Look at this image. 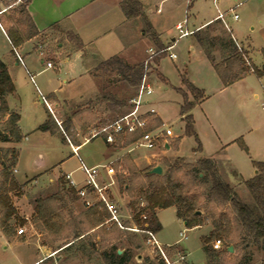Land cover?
<instances>
[{
    "label": "rangeland",
    "instance_id": "374dc122",
    "mask_svg": "<svg viewBox=\"0 0 264 264\" xmlns=\"http://www.w3.org/2000/svg\"><path fill=\"white\" fill-rule=\"evenodd\" d=\"M0 1L7 7L13 5L16 0ZM192 1L193 5L190 9H186L183 5L170 8L159 17L163 21L160 25V27H163L160 36L161 42L165 45L174 44L175 42H173V39H176L177 42L173 46L171 52L166 54H161L160 51L162 48L154 46L151 43V46H153L152 49L157 52L148 67V82L151 84L154 91V94L150 98L151 107L156 110L157 116L164 123V129H170L173 133V137L170 138V145L173 150H171L170 153L177 149L179 156L191 161L200 158L213 159L217 163L220 178L224 182L235 187L238 196L243 202L251 204L252 197L241 181L249 180L256 174L257 170L254 168L253 162H264L263 83L256 75H251L245 81V86L240 84L228 90L221 91L222 85L220 79L212 68L210 61L201 53L194 37L195 34L179 38V32L175 30L178 21L187 19L189 21L188 29L195 30L217 14V8L213 5L212 0ZM25 3V0H22V2H18L13 6H21ZM218 7L219 10L225 14L228 28L237 36L239 41L245 42L248 38H252L254 43L253 47L257 50L263 45L260 33L264 26V1L251 0L244 5L236 7L232 0H224L219 2ZM234 8L235 13L240 17V20L237 22L233 21L231 15ZM14 19L16 20L17 18L13 11L6 14V20L10 24L14 25ZM194 24L195 26H193ZM221 24L226 28L224 22ZM144 26L142 21L136 20L124 26L121 29V33L123 32V34H125V52L134 53L133 55H135V58L139 60H136L139 62L137 65H144V71H146V61L150 55L149 52H144V47L148 46L151 40L140 34L146 29ZM140 28L144 29L140 30ZM217 28L218 27L213 26L211 29H207L203 32L202 37L207 36V34L211 35L213 32L219 35ZM195 33H197V31ZM56 39L57 40H52V44L47 47V51L50 48L56 50L57 44L60 42L67 44L65 39L68 38L65 35L57 37ZM0 48L2 50H8L7 43L4 39H0ZM88 53V57H91L94 61L93 64L95 68L92 73L96 76L98 82L99 93H97V97L99 100L107 103V110L104 113L100 112V105L103 102L97 101V99V102H93V105H96L97 109L99 108V113H101L100 116H103L100 118V124L109 123L127 111L129 99L136 92L137 83L139 81L138 74L125 71L122 67L119 70L104 69L102 67L103 62L97 60L100 58L92 55L91 50H89ZM170 53L176 54L178 58L176 60L170 59ZM219 55L217 56L219 57ZM157 59L158 61H156ZM253 60L255 64L260 67L262 56L255 53L253 55ZM124 61L127 63L126 60ZM122 73H124V76L121 75ZM119 75L122 77H119ZM184 78L196 88L203 90L205 95L204 99H207L201 106H197L200 102L196 103L189 113L193 117V127L196 136L187 135L186 122L182 115V107L185 103L184 95L187 94L189 100H193L188 88L183 84ZM36 82H38V80H36ZM255 94L259 96L258 99L255 98ZM87 101L88 100H84L78 103L80 105L79 108L82 107L84 110V107L88 105ZM38 108L41 110L38 114L41 115L42 107L38 105ZM52 108L55 110L53 106ZM75 109V104L69 103L61 106V110L65 114L64 116L67 117L71 116ZM84 114L85 111H83L81 115ZM83 119L84 122L87 121L86 118ZM25 120L26 123H29L28 118ZM3 124L4 121H0V132L4 129ZM29 124L33 125L32 123ZM30 125L29 127H32ZM215 132H217L218 135ZM88 133L80 132L79 135L75 133V139L77 138L79 142L82 143L84 142V137L88 136ZM39 135L40 133H35L31 137V140L33 141V138ZM232 139L233 145L227 149L226 153L215 152V148L220 140L229 144ZM241 142H244L249 152L241 148ZM28 144L31 143H25V145L22 146L23 150L21 151L18 165L20 171L18 176L21 180L25 181L21 186L23 189L20 190L21 194H17L16 192L11 194L19 219L24 220L23 217L29 218L24 225L27 229V235L21 237L17 235V230L22 226L19 225L18 220L12 219L11 227L14 229V234L6 236L1 231L7 240L0 245L1 263L36 264L42 262L40 264H104L96 249L92 247L83 249L81 246L77 245L74 249L60 252V247H62L65 241H55L54 238L48 234L39 232L32 227L31 220L33 218L37 198L48 196V193H51V191H42L38 188L42 186L46 177L43 176L45 172L43 170L40 171V169H43V167L50 168L58 164L55 168V173L59 174L61 171L62 173H67L78 168L79 160L75 158L65 164L62 162L68 160V157H70L71 148L61 135L58 137V141L54 142L52 140L49 143L46 142L39 148H31ZM5 146H10L8 148H11L10 144L0 142V151L2 149H8ZM84 152L85 150H82L80 155L85 159ZM38 154H42L43 158L39 159ZM107 154L108 156L112 155L113 158H117L118 156L110 152ZM152 154H156V157L151 158L152 165L149 169L157 164L163 165L165 169H167L166 160L171 164H174L177 160L175 155L168 154L162 147L156 150L139 148L134 155L150 157ZM1 156L2 154L0 152V168ZM35 156H37V158ZM124 157L114 162V165L119 162L121 163V166L117 168L121 173L125 170ZM126 157L130 160L129 164L135 166L139 170V168L134 165L131 158L129 156ZM35 158L36 163L33 164ZM13 172L16 177V168ZM77 175L82 176L83 173L79 171ZM61 177H64V175H61ZM36 180H38V184L33 185ZM49 186H59V183L50 184ZM106 187H103V189L104 192L107 193ZM50 195H52V193ZM124 201L125 199L122 198L119 203L123 204ZM77 204H80V202ZM120 212L123 216L122 223L133 227L134 225L132 224L129 209L124 206ZM235 213L236 212L233 211V214ZM160 220L163 229L159 233H156V238L161 246H163L164 253L170 264H181L183 262L180 260V255L176 256L177 251H183L182 249L185 251L184 254L189 256L188 262L190 264H207V258L202 249V237L206 236V229H186L184 223H180L178 220L175 208L164 210L160 215ZM181 232L188 234V238L179 243L182 249L179 247H166L168 244L181 240ZM142 239V248L133 251V264H145L146 259H150L152 262L157 263V258H163L162 255L158 254L152 247L146 245L145 238ZM225 247L226 245L223 244L220 250L225 249ZM118 248L122 251L127 247L118 245ZM229 253L230 257H238L239 260H241V264H264V252L254 244L250 245L248 248L236 245V248L233 247V252Z\"/></svg>",
    "mask_w": 264,
    "mask_h": 264
},
{
    "label": "trees",
    "instance_id": "16d2710c",
    "mask_svg": "<svg viewBox=\"0 0 264 264\" xmlns=\"http://www.w3.org/2000/svg\"><path fill=\"white\" fill-rule=\"evenodd\" d=\"M122 5L128 18L144 16L143 7L138 0H122ZM17 14L16 25L21 33L14 27L8 31V37L14 47L21 46L25 40L33 39L39 34L26 5L19 6ZM215 26L220 33L218 36L211 37L207 34L202 37L200 31L194 34L222 85L229 87L250 72L258 78L264 77V68L261 70L252 64L248 52L237 46L227 29L220 22H215ZM153 37L155 38V35ZM215 50H220L221 61L214 55ZM262 55L264 58V49ZM102 67L114 70L122 67L125 71L138 74L137 86L145 72L144 65L130 67L118 58L104 61ZM121 75L124 76V73ZM183 84L193 97L190 101L188 95H184L182 115L186 122V133L188 136H196L193 117L189 113L205 95L203 90L196 88L185 78ZM14 91L15 86L7 67L0 60V121H4V129L0 132L2 143L19 144L23 140L19 127L20 116L11 112L7 101ZM162 124L160 119H156L147 130ZM62 127L69 138L75 139V132H71L70 120L63 122ZM40 130L54 133L49 122L41 126ZM141 134L139 132L128 135L123 140L124 145L134 144ZM240 146L249 152L244 142H241ZM0 152V229L4 235L11 236L14 234L12 219L18 220L20 226L26 224V220L19 219L11 198L12 193L21 194L22 190L13 172L18 164L19 152L15 148L2 149ZM126 156L124 168L127 169L128 175L118 174L117 180L120 191L127 193L130 198L128 209L134 226L145 228L148 225L149 229L158 233L161 231V225L157 211L175 208L177 217L185 223L187 229L210 227L209 234L202 237L208 264H241L238 257H230L228 249L231 246L248 248L254 244L264 252V162H253L257 174L243 182L252 197V203L247 204L240 199L235 187L220 178L217 163L213 159H202L196 165L187 163L183 158H178L174 164L166 160L165 172L155 175L150 172L156 166L141 172L129 164L130 160ZM118 166H121L120 162L114 165L115 170ZM76 195L75 190L68 188L64 180L60 179L55 194L36 200L32 227L48 234L55 241H65L60 247V252L74 249L77 245L83 249L92 247L99 253L104 264H133V251L142 248V238L146 236H139L128 230L132 227L127 224H123L126 229H121L118 225L109 223L110 213L102 203L82 213H75L71 204ZM233 211L236 213L233 214ZM198 212L201 214L198 215ZM216 241L225 244V249L215 250L213 244ZM118 245L127 246L122 250V254H119ZM179 254L182 252L177 251L176 256ZM145 261V264H167L163 258H157V263L150 259ZM182 261L181 264H190L186 256Z\"/></svg>",
    "mask_w": 264,
    "mask_h": 264
},
{
    "label": "crops",
    "instance_id": "0c3cea01",
    "mask_svg": "<svg viewBox=\"0 0 264 264\" xmlns=\"http://www.w3.org/2000/svg\"><path fill=\"white\" fill-rule=\"evenodd\" d=\"M138 1L143 7L144 16L130 19L127 17L123 9L122 0H25L26 3L24 5H26V10L39 34L33 39L25 40V42L19 47H14L8 37V31L13 27L20 31V29L16 25V20L14 19L13 21L14 25L10 24L6 20V14L10 11H13L16 18H18L17 8L19 6L5 7L2 1H0V39H4L8 46V50H2L0 48V60L5 63L12 82L15 86L14 93L8 96L7 101L11 112L17 113L20 116L19 127L23 135V140L19 144H4H10L11 148L17 149L20 157L21 151L23 150L22 146L25 145V143H31L28 144L31 148H39L42 144L46 142L49 143L52 140L54 142L58 141V137L60 135L63 136V138L67 141L68 145L71 148V155L70 157H68V160L62 162H64L65 164L66 162L77 158L79 160L78 168L67 173H62L61 171V173L57 174L55 173V168L56 166H58V164H55L50 168L43 167V169H40V171L43 170L45 172L43 176L46 177L43 181L42 186L37 187L42 191H51L52 194H55L59 186L51 187L49 185L59 183L60 179L64 180L67 187L74 189L77 194L76 198L71 204V206L75 210V213H82L90 207L100 203L99 197L96 192L91 188L86 187L85 175L80 170L81 161H83L89 167H99L98 181L100 186H107L106 191L108 192H105V194L112 202L116 203L119 206L120 210H122L124 206L125 208H128L130 198L127 193L120 191L117 175L123 174L127 176L128 171L127 169H125L121 173L119 170H115L114 162L127 155L131 158L134 165L139 168V171L144 172L148 170L149 167H151V158L156 157V154H152L150 155V157L135 156L134 154L139 148H135L134 144L126 146L124 145V141H121L120 139H117L114 144L107 143L104 138H97L91 140L90 142H85V139L89 136L90 132L93 129H97L100 126L107 124H100V118L103 117L100 115L107 110V103L99 100V98L97 97V93H99L98 82L96 76L92 73L95 66L93 64V59L91 57H88V51L91 50L92 55L99 57L100 59L97 60H99L100 62H104L111 58H118L124 64L130 67H134L139 63L137 62L139 60L135 58V55H133L134 53L125 52V34H123V32L121 33V29L136 20L142 21L145 25L144 27H146L148 32L146 31V29L142 28L145 31L143 30V33L140 34H142L143 37H148L151 40L150 44L144 47L145 53L149 52V50L152 49L153 46H151V43L159 48L170 46V44H163L160 40L162 32L161 30L163 29V27H160V25L163 21L159 17L162 16L165 11L170 8H176L183 5V7H185L186 9H190V7L193 5L192 0ZM220 1L224 0H212L213 5L217 8V14L213 18H210L208 21L197 27L195 30L188 29L189 21L187 19L178 21L177 24L186 21V30L194 32L200 31V34L202 33L203 35V32L215 26V22H224L227 31L231 34L237 46L240 49L248 52V56L252 64L258 69L262 70L264 68V58L262 55V50L264 49V26L260 33L263 45L258 50L254 49L252 38H248V40H246L245 42L239 41L237 36L234 35V33L228 28L226 17L224 20H220L218 18L220 13H223L219 10L218 7ZM232 1L233 4H235V6L237 7L246 4L251 0ZM231 15L233 21L237 22L240 20L239 15L235 13V8L233 9V13H231ZM235 15L239 17L237 20L234 19ZM193 26H195V24ZM142 29L140 28V30ZM62 35H65L68 38L65 39L67 44L60 42L57 44L56 50L50 48L47 51V47L52 44V40H57L56 38ZM153 35H155V38L153 37ZM212 36L218 35L217 33L214 34L213 32L211 34V37ZM194 37L201 53L206 57L202 47L199 45L196 36ZM155 39H157V41H155ZM174 40L175 39H173V42ZM16 53H18V55L21 57L23 64L19 62ZM220 53V50H215L214 52V55L217 57L218 61L222 60V57L219 55ZM255 53H258L262 56L260 67H258L253 60V55ZM217 55H219V57ZM124 60H126L127 63ZM48 63H51L53 67L48 68ZM251 75L255 74L250 72L241 80L237 81L229 87H224L220 81L222 85L221 91L228 90L231 87L240 84H243V86H245V81ZM119 77L122 76L119 75ZM31 78H33V80ZM258 79L262 80V88L264 91V77ZM36 80H38L39 84L38 82H36ZM43 98L48 103V105L45 104ZM255 98L258 99L259 96L255 94ZM96 99L97 101L103 102L100 105L101 113H99V108L97 109L96 105H93V102H95ZM84 100H88V105L85 106L83 110L82 107L79 108L80 105L78 103ZM206 100L207 99L200 101L197 106H201L206 102ZM69 103L75 104L76 109L73 111L71 116L67 117L64 116L65 114L62 112L61 106ZM38 105L42 107L41 115L38 114L39 111H41L40 108H38ZM52 106L55 108V110H53ZM127 107L128 108L126 112H128L130 106L128 105ZM83 111H85V114L81 115ZM125 113H123L122 115H124ZM56 114H58L60 117ZM122 115L118 116L117 118L121 117ZM27 118L29 120V123H32L33 125H30L28 122L26 123L25 119ZM83 118H86L87 121L84 122ZM156 119H159L157 115L151 118V125L155 122ZM67 120L71 121V132H75L78 135L80 134V132H89L87 134L88 136L84 137V142L80 143L77 138L72 139L67 136V133H65V130L62 127L63 122ZM47 122L50 123V128L54 131V133H52L51 131L40 130V127ZM29 125L32 127H29ZM37 132L40 133V135L33 138L34 140L32 141L31 137ZM215 133L217 134V132ZM68 140L70 141V143ZM170 141L171 140L169 139V142ZM231 145H233V139L229 144L220 140V142H218L217 144V147L215 148V152L226 153L227 149H229ZM5 147L8 148L10 146ZM72 147L74 149H77V154L73 152ZM82 150H85V159L80 155V152ZM163 150H166L168 154L175 155L176 159H185L187 163L192 165H196L200 160L205 159L200 158L195 159L194 161L187 160L186 158L179 156V152L177 151V149L170 153V151L173 150L171 148V145H166L165 149ZM108 152H110L111 154H117V158H113L112 155L108 156ZM35 157L37 158V156ZM36 158L33 164L36 163ZM38 158H43V155L38 154ZM18 165L19 158L16 167V179L22 186V183H24L25 181L21 180L18 176L20 172ZM158 166H161L163 168L164 173L165 167L163 165ZM79 171L83 173L82 176L77 175ZM68 174L71 175L72 179L76 183V187L69 186V183L65 178V176ZM256 174L253 177H255ZM61 175H64V177H61ZM245 181L248 180H242L241 183ZM34 184L37 185L38 180H36L33 185ZM80 190L86 191L85 197H81L79 195ZM51 193H48V196ZM44 197H47V195ZM40 198L41 197L37 198V200ZM122 198L125 199V201L123 202V204H120L119 202L122 200ZM78 202H80L81 205L77 204ZM162 212H164V210L157 211V218L161 225V230L163 229L162 222L160 220V215ZM23 219L29 220L28 217H23ZM178 220L180 221V223H184L181 219L178 218ZM197 229H206V235H208L210 232V227H202ZM185 235L188 238V234ZM5 241L7 240L0 230V245ZM181 241H183V239L177 240L172 244H168L166 245V247L176 246L182 249L179 246V243ZM182 250L183 251L181 252L182 254H184L185 251L184 249ZM184 256H186V259L188 260L189 256L187 254H184ZM0 264L3 263H1L0 261Z\"/></svg>",
    "mask_w": 264,
    "mask_h": 264
},
{
    "label": "built area",
    "instance_id": "2783aa9c",
    "mask_svg": "<svg viewBox=\"0 0 264 264\" xmlns=\"http://www.w3.org/2000/svg\"><path fill=\"white\" fill-rule=\"evenodd\" d=\"M22 2V0H16L14 4L18 2ZM13 4V5H14ZM10 5V6H13ZM220 20L225 19V14L220 13L218 16ZM239 17L237 15L234 16V19H238ZM187 24L186 21L183 23H179L176 25L175 30L179 32V38H184L193 35L194 31H188L185 29V25ZM1 26V24H0ZM174 42L176 43L177 40L175 39ZM171 44L170 46L165 47L160 52L161 54H166L168 52H171L173 49V46L175 45ZM17 54L18 60L20 63L23 64V61L21 57ZM157 54V52L154 49L149 50V58L146 61L145 66V73L142 77V80L140 84L136 88L135 94L130 98L129 100V110L121 117L117 118L116 120L109 122L107 124H104L100 126L97 129H93L89 136L85 139V142H90L93 139L97 138H104L105 141L109 144H114L117 139L124 140L128 135L130 134H136V133H142L139 139L134 143L135 148H144L147 150H156L162 147L165 149V146H169L170 142L169 139L173 137V133L170 129H167L164 124H162L159 127L153 128L152 130H147L148 127L151 125V118L157 115V112L154 108L151 107L150 98L154 94V91L151 87V84L148 82V67L151 64V62L154 59V56ZM169 58L172 60H176L178 57L174 53L169 54ZM48 68H52V64H47ZM33 80V78H31ZM43 101L46 105L48 103L43 98ZM264 109V106H263ZM60 126V123H59ZM69 141V140H68ZM70 143V141H69ZM73 149V152L77 154V149ZM80 170L85 175V184L86 187L91 188L93 191L96 192V194L99 197V202L104 204L108 212L110 213V219L108 220L109 223H113L118 225L121 229H126L123 226L122 223V215L120 212L119 206L112 202L107 195L104 192L103 187L100 186L98 177H99V167H89L87 164H85L83 161H81ZM66 180L69 183L70 187H76V183L72 179L71 175L68 174L65 176ZM79 195L81 197L86 196L85 190H80ZM144 219H146V216H144ZM128 230L133 231L134 233L138 235H145V243L147 246L152 247L153 250H155L158 254L162 255V257L165 259V261L169 263L164 250L163 246L159 243V241L156 238V233L148 228V225H146L145 228H138L136 226H133L132 228H128ZM18 236H26L27 235V229L25 226L20 227L17 230ZM181 239L185 240L187 239V236L184 233H181ZM223 246V243L221 241H216L213 244V248L215 250H220ZM180 255V260H184V256L182 254Z\"/></svg>",
    "mask_w": 264,
    "mask_h": 264
},
{
    "label": "water",
    "instance_id": "95a60500",
    "mask_svg": "<svg viewBox=\"0 0 264 264\" xmlns=\"http://www.w3.org/2000/svg\"><path fill=\"white\" fill-rule=\"evenodd\" d=\"M150 173L155 174V175H162L163 174V168L161 166H156ZM201 212H198V215H200ZM229 252H233V247H229L228 249ZM119 254H122V251H119ZM42 263V262H40ZM39 263V264H40Z\"/></svg>",
    "mask_w": 264,
    "mask_h": 264
}]
</instances>
